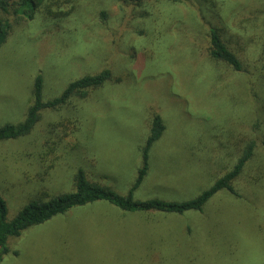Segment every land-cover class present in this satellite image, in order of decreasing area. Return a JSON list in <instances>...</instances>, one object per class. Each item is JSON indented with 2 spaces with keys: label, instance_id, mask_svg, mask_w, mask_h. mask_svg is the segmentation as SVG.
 I'll return each instance as SVG.
<instances>
[{
  "label": "rangeland",
  "instance_id": "374dc122",
  "mask_svg": "<svg viewBox=\"0 0 264 264\" xmlns=\"http://www.w3.org/2000/svg\"><path fill=\"white\" fill-rule=\"evenodd\" d=\"M48 4L52 16L42 8L28 21L25 7L7 18L0 127L24 122L38 75L46 101L103 70L121 83L45 110L28 136L0 143L7 221L35 200L74 192L79 170L126 196L154 116L165 131L136 201L192 199L232 169L250 141L255 149L233 182L236 195L216 194L201 213H125L99 201L10 239L0 264H264V0ZM213 27L225 31L242 73L209 59Z\"/></svg>",
  "mask_w": 264,
  "mask_h": 264
},
{
  "label": "trees",
  "instance_id": "16d2710c",
  "mask_svg": "<svg viewBox=\"0 0 264 264\" xmlns=\"http://www.w3.org/2000/svg\"><path fill=\"white\" fill-rule=\"evenodd\" d=\"M171 4H181L186 0H166ZM207 3L209 0H200ZM212 1V0H210ZM51 0H0V48L6 43L11 34V25L8 17L13 15L19 17L23 8L28 7L31 13H25L28 21L34 19V14L39 9H45L48 16L51 10L48 8ZM55 16V15H54ZM105 18V14H101ZM45 17V16H44ZM222 29L213 27L209 30V59L216 64H222L236 73H242V64L230 47L226 44ZM262 40V51L257 62L263 65L264 55V20L259 23V34ZM260 87L264 90V74L260 73ZM106 83H121L120 79H112L108 70H103L96 75L83 76L71 82L61 95L52 100H43L44 82L41 75L35 78L31 92L32 105L28 109L25 120L20 125H5L0 127V143L13 141L28 136L40 120V115L45 110H56L68 104L72 99L85 100L89 94L101 89ZM165 131L164 123L159 116H154L150 124L149 136L144 147L141 149V167L137 169L136 180L129 193L120 196L110 188L87 181L83 171L79 170L74 177L75 191L68 194L50 198L46 201L35 200L19 212L12 221H7L6 204L0 197V263L3 257L10 253L7 243L12 238H18L24 231L42 225L57 216H63L73 208L85 207L97 202H105L125 213H158L163 215L183 216L189 212L201 213L207 203L221 192L236 195L233 190V182L238 178L246 164L251 160L255 144L249 142L236 160L232 169L203 190L192 199L184 201H164L160 199H149L146 201L134 200L133 194L144 182L150 169L149 154L152 146L158 142Z\"/></svg>",
  "mask_w": 264,
  "mask_h": 264
}]
</instances>
